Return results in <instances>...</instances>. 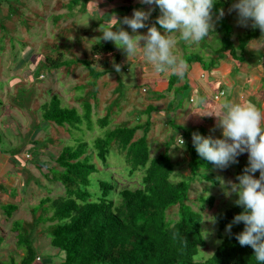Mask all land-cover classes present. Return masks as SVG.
Segmentation results:
<instances>
[{
	"label": "trees",
	"instance_id": "1",
	"mask_svg": "<svg viewBox=\"0 0 264 264\" xmlns=\"http://www.w3.org/2000/svg\"><path fill=\"white\" fill-rule=\"evenodd\" d=\"M234 2L235 0H218L213 9L218 11L223 8L222 18L229 22L232 17L238 18L237 12L232 9ZM24 5L22 2L21 6ZM1 12L5 14L4 18L0 19V29L3 32L12 18L14 20V17H18L23 21L19 10L11 12L8 8L6 11L0 10ZM21 24L24 27L25 23ZM246 25L243 37L236 44L230 40L229 33L222 37L220 47L213 51L217 62L225 58L243 60V51L248 45L261 43L264 35L259 28L252 27L251 21ZM24 48L15 54L16 64L11 66L15 70L14 80L20 84L21 78L17 75L19 68L24 66ZM49 50L54 51V48L47 49L29 69L36 67L44 71L63 68L69 71L72 66L82 65L87 68L90 80L94 81L106 73L103 70L106 62L98 63L94 58L102 51L112 50V47L100 44L92 49L93 59L84 57L75 60H64L61 50L55 55L50 54ZM236 53H240V56ZM183 61L188 64L199 63L206 67L203 58L196 54L184 56ZM209 66H214L212 60ZM178 78L173 76L172 82ZM89 83L91 82H86L82 89H89V86H92ZM47 93L50 91L47 90ZM75 99L81 105V113L74 107H63L62 100L56 94H51L40 106L42 122L68 133L70 129H80L84 121L90 123V99L84 105L80 97ZM108 113L95 121L101 130L108 127L111 117ZM142 129L143 127L137 125L124 124L104 131V134L95 138L91 144L75 139L74 145L67 144L55 151L48 147L49 144L55 143L49 136H45L46 144H36L37 148L32 144L35 151L38 147L47 148V156L50 155L51 160L41 164V178L60 186L63 194L55 199L46 197L40 203V206L44 207L41 213L34 211L35 214L38 213L39 218L36 217L23 231L15 230L18 232L15 244L23 249L19 261L11 259L0 264H257L252 256V249L240 246L234 238V235L243 229V224L233 225L231 233L225 231V225L231 222L235 214L242 211L238 206L226 209L215 217L219 242L207 259L195 261L199 249L204 248L206 244L201 232L202 215L190 205L189 193L193 184L200 181L199 170L215 165L199 157L191 142L186 149L187 174L181 175L182 180L172 179V149L164 144L159 145L154 154L156 156L151 157L147 132L137 137V131ZM184 136L188 139L192 133L183 132L182 137ZM179 144H182V141L179 140ZM112 146H115L116 150L113 151L112 157L122 156L124 165L120 173L127 181L126 185L121 178L118 179L112 172L105 171L109 166L107 162ZM94 158L104 170L98 168ZM136 175L139 176L136 185H130L129 180ZM204 180L208 181V178ZM197 199L202 204H213V198L210 196L202 195ZM16 207L10 205L4 212L10 217L12 209L16 210ZM174 207L177 208L176 219L168 218ZM39 224H45L44 231L50 248L63 253L59 263L45 258L40 260L36 253L33 232ZM15 228H18V223ZM3 239L0 236V246Z\"/></svg>",
	"mask_w": 264,
	"mask_h": 264
},
{
	"label": "rangeland",
	"instance_id": "2",
	"mask_svg": "<svg viewBox=\"0 0 264 264\" xmlns=\"http://www.w3.org/2000/svg\"><path fill=\"white\" fill-rule=\"evenodd\" d=\"M25 1L26 2H24V0H0V10L6 11L8 10V8L11 12L19 10V14H22L23 16V21H21V19H19L18 17H14V20L12 18L7 23L9 24V29L7 28L6 31L4 30L3 32V30L0 29V71L2 72L3 79L7 77V80L4 82L5 85L9 84L11 86H14V84L18 83H16L14 80L15 70L13 69V67L14 64H16L14 56L15 54H17V52H21L25 47L24 53L26 54V56L22 60V62H24L22 65H26L27 68L26 66L20 67L18 70L19 77L21 78L20 81L23 82V85L21 84L19 88L12 87V94L10 93L7 95L8 101L13 102L15 107L19 110V112L14 110L13 113L17 118H19L20 116V122L25 124L23 128H26L28 130L35 128V124L37 123L35 121V118L41 115L40 107L36 108V106L39 105V101L40 103H43L44 100L47 101L51 94H56L62 100L61 105L63 107H74L78 110L79 113H81L82 108L80 103H78L75 98L78 97L79 99L80 97L82 99V105L87 103L90 99L89 107L91 109L92 118L90 123L84 121L83 126L79 127L80 129H70L69 133L63 129H60L57 134L50 132L52 138L55 141V144L51 146L52 150L54 151L60 150L62 146L67 144L69 146L74 145L75 139L91 144L95 138L102 136L104 134V131L112 130L121 125H124L122 123H119L123 119H127L126 121L129 123L127 125L133 126L136 123H134V121H137L138 118H135L133 115L134 113L131 112L128 114L129 118L125 117L123 113H121L123 112V109L121 108L131 109V107L135 105L138 100L143 99L144 97L148 98L151 95L152 81L154 78H159L160 74L154 71V69L152 68L153 66H149L150 62L145 59V70H141L140 66L136 67V65H134L132 62L131 64H129L130 71L128 73H124L120 69L119 71H117L116 67L112 66L110 71L119 74L121 86L120 84L116 85L114 82L116 86L114 89H104L102 92H100V89L98 88L86 90L87 92L82 89V86L88 79V70L83 66L77 68L71 67L69 71L63 68L59 70L46 69L44 71H40L36 67L29 69L30 65L36 64L37 59L41 58L43 56V53L47 52V49L49 48H54V51L49 50V53L55 55V53H58L59 50H61L60 47H64L65 49L61 50L62 54L65 57L64 60H67L70 56H72L69 54V51L71 52V54H73L74 57L78 59H82L84 57H90L93 59L94 57H92L91 55V48L95 45L101 44L102 39H100V35H93L96 29L87 16L89 14L77 13L76 5L79 3V0L72 1L73 7H71V9L74 8V11H76L75 13L60 12L59 5H54L52 3V0ZM217 1L218 0H215V2ZM22 2L25 4L24 7L21 6ZM8 3L10 4L7 5ZM151 7L152 5H147L139 10L148 11ZM134 9L137 8L135 6L130 8L127 16L132 15ZM153 9V12H151L152 15H150L148 19L150 21L147 22V24L155 26L158 30L163 32V30L160 29V26L155 23L156 18L160 15L159 9L156 8V6H154ZM155 11H157L158 13L155 14ZM220 11H223V8L218 11H215L213 8L211 9V23L213 24L212 32H209V34L199 42L187 44L179 38L178 33L170 34L176 40L174 50L178 48L180 51L179 54H183V56H188L190 54L201 56L203 58L204 64L206 65V68H209L210 61H214V59L212 58L215 57L213 51L217 50L220 47L222 37L226 33H229L230 40L236 44L237 41L243 37L245 33L244 31L247 29V25H242L237 17L230 18L229 22L225 21V19L222 18L223 16H219ZM4 16L5 14L1 12L0 19L2 20ZM60 16H62L63 22L58 26L55 21L58 20ZM20 22L25 23L24 27L21 26L22 24ZM117 25L118 26L115 28H120L119 24ZM263 40H260L262 43L260 45H264ZM86 41L89 43V45H87ZM108 43L116 47L113 42L108 41ZM258 43H255V45L253 46L251 44L248 45L243 51V60L241 59L240 61H238L240 65L242 64V66H245L244 68H246V70L252 69L251 65L254 64L252 62H260L261 60H263L264 49L258 48ZM121 51L124 50L121 49ZM236 54L240 56V53ZM105 55L107 56V54ZM119 55L120 58H122V54L119 53ZM126 57L130 58L132 56L129 55ZM108 59H110L111 61L110 55L108 57L100 56L94 58V60L98 63L104 62V60ZM185 64L187 65L188 63ZM39 74L40 76L38 77ZM31 76L32 79H30ZM107 77H110V75H107ZM1 87L2 82L0 84V88ZM142 88L145 89L147 93H142ZM47 90L50 91V93H47ZM101 94H104L107 98V109L106 111H102L99 113L97 110L98 106L103 104V102L99 100V96ZM115 104L120 105V110L117 111L118 113L116 114L118 117L116 116L109 118L108 127L105 130H101L95 124L96 119L103 117L106 112H109L111 115L113 112V106ZM181 106H183V104ZM163 113L164 109H159L157 115L161 116ZM148 114L149 113H146L145 115L140 117V119H146ZM168 114L172 116L171 111L168 112ZM149 117L151 118V120H153L152 115ZM4 121L12 122L13 129H15V122H17L18 119L16 120L13 116H11ZM183 129H179L181 133L184 132ZM3 130L4 132H2V137L0 139V147L7 149L9 135H7L5 132V124L3 126ZM161 131H164L163 135L162 133H159ZM194 132H198L202 136L204 135L200 130H194ZM46 136H48L47 133ZM162 136L165 139L164 142L166 147H170V149L173 150L170 153L174 172L171 178L177 181L182 180V176H185L188 171L186 166L188 156L186 154V149L188 148V144L190 142L185 136L183 138L180 137L181 135L177 132V130H174L170 127H167V129L163 130L162 127L159 126L157 130H151L147 134L151 157L156 156L154 154L158 151L157 146L160 145L161 142L159 141V139ZM45 138L46 137H44L43 139ZM180 138H182L183 144H179L178 141ZM44 141L45 140H43V142ZM44 144H46V142H44ZM113 151H116L115 146H112L110 158L107 162L109 166L105 171L112 172L114 177L118 179L121 178L122 182L126 185L125 182L127 181L121 176V170L124 165L122 156L119 155L118 157H112ZM178 152H185L186 154L185 155L184 153H182V155H184L185 157H183V161L181 163L180 161L182 160V158L176 156ZM241 156H247V153L241 154ZM36 159V156L32 154V160L34 161ZM50 160L51 157L49 155L47 163L50 162ZM93 160L98 165L99 169L104 170V168L100 164H98L95 158ZM243 168V166L237 165V163H230L225 168L210 166L209 168L199 170L200 176H198V178L200 181L198 182V184H193V187H191L190 189L189 197L191 199L190 205L192 206L193 210L198 211L202 215L201 232L203 238L205 239L206 246L199 249L198 254L195 257V261H202L207 259L213 253L216 245L218 244V226L215 217L226 209H231L232 207L236 206L234 204L236 196L235 194H227V186L229 182L233 183L232 178L235 180V177L242 173ZM255 175H258V172ZM138 178L139 176L136 175L133 179L129 180L130 185H136ZM205 178H208V181H205ZM21 180L22 179L19 178V182L22 183L23 186H26L25 183L21 182ZM52 185L55 186V184ZM52 188L53 187L48 188V190H45L44 193H41L40 191L39 192L41 194H44V198H46L49 196V193L51 194ZM62 194L63 189L60 186L59 188L57 186L50 198H57ZM202 195L207 197L210 196L213 198L212 206L202 204L198 201L197 197ZM30 199H32L33 201H31ZM40 199L41 198H39L38 193H36V195H34L33 197H29L28 203L26 205H22L21 207L24 216L29 215V210L31 208H35V210L37 208L40 209V206L38 205ZM13 203L18 207L17 203ZM176 211L177 208L174 207L169 212L168 218L176 219ZM11 212L14 214L15 210L12 209ZM17 221L18 225L22 226L23 222L20 221V218H18ZM15 230H18V228H15ZM223 233L225 234V231ZM16 236H18L17 233H11L10 231H7L5 240L0 246V262L6 263L11 259H14L16 262H18L20 257L23 255V249L17 247L15 244L17 239ZM35 249L40 260L45 258L46 260H52L54 263H59L60 261H62L63 253L59 252L58 250H56L55 252L52 248H50L48 238L44 233H41L37 236V240H35Z\"/></svg>",
	"mask_w": 264,
	"mask_h": 264
},
{
	"label": "crops",
	"instance_id": "3",
	"mask_svg": "<svg viewBox=\"0 0 264 264\" xmlns=\"http://www.w3.org/2000/svg\"><path fill=\"white\" fill-rule=\"evenodd\" d=\"M72 1L73 0H52V3L54 5H59L60 12L75 13L77 11L78 14L88 13L89 15L87 16L96 29L93 34L95 36H101L99 30H103V28L111 25H115V30V27L118 26L116 24H119L120 28L123 30L128 31L130 35H134L127 25L121 24L119 21L128 15L130 8L135 6L137 9H141L144 6H147L146 4L141 3V0H79V3L76 5L77 9L74 11V8L71 9V7H73ZM154 6L155 5H152L150 8L151 12H153ZM155 12V14L158 13L157 11ZM127 17H131V15ZM149 21L150 20L146 21V25L151 27L150 24H147ZM55 22L59 26V24L63 22L62 16H60V18ZM138 32L141 34L146 33L147 27L139 29ZM161 33L163 34V32ZM86 43L89 45L87 41ZM258 44V48H261L260 44L262 43ZM101 45H110L112 50L102 51L98 57H108L110 55L111 61L110 59L104 60V62H106L103 68L106 72L104 75L94 81H91L88 77L86 82H91L89 84L92 86H89L90 88L87 90L98 88L100 89V92H102L104 89H114L116 87L115 84H120L121 86L119 74L115 71V73L110 71L112 66L116 67V65H119V69L121 71L128 73L130 71L129 64L133 62L136 67L140 66L141 70H145L144 64L146 60L141 53H137L135 56L129 58L126 57V53L124 51L114 47L112 44L108 43V41L102 39ZM251 45L253 46L255 43ZM95 46L91 48V52ZM172 52L178 59H184L183 54H179L180 51L178 48L174 50L173 47ZM119 53L122 54V58H120ZM69 54L72 55L69 57L70 60L78 59L74 57L70 51ZM105 54H107V56ZM212 59H214V66H209V68H206L199 63L187 64V71L184 78H178L173 82L171 78L174 75H170L169 73H158L160 74V77L153 79L151 95L148 98L144 97L143 99L138 100V102L133 105L131 109L121 108L123 109V112L121 113H123L125 117H128L130 112L134 113V117L138 118L137 121H134V123L136 122L134 125L143 127L142 130L137 131V137H141L145 132L148 134L151 130L155 131L160 126L163 130L167 129V127L177 130V132L181 135L180 137H182V133L179 129L184 128V132H190L193 134L194 130H200L205 136L218 138L221 135V130L216 126V117L214 115H210L209 113L215 112L218 105L224 101L240 103L243 105H254L261 112H264V57L260 62H252L254 64L251 65L252 69L250 70H246V68H244L245 66H242V64L240 65L238 61H234L231 58H225L218 62L214 57ZM149 66L152 67L151 63ZM107 75H110V77H107ZM18 76L19 75H17V77ZM6 80L7 77L3 79L2 72L0 71V84L2 82V87L0 88V139L2 137V132H4V124L5 132L10 137H8V148L6 149L0 147V236L4 238L3 241L5 240L7 231L18 234L19 230L23 231L24 227H27L30 223L34 222L36 217L39 218L37 214L41 213L44 208L40 206V203L45 199L44 194L41 193H44L47 187H53L51 194H48V197H50L52 196L54 189L57 188V186H53L51 183L41 178V164L47 163L48 161L46 152L47 148L45 149L43 147L44 149H42V147H38V150L35 151L32 144H35V147L37 148L36 144L43 142V138L46 136V133L50 138H52L50 132L57 134L61 129L52 124H44L41 120V115L37 117L38 119L35 118V121L37 122L35 124V128L31 130L23 128L25 124L20 122V116L17 118L13 113L14 110L17 112H19V110L15 107L13 102L8 101L7 99V95L10 93L12 94V87L19 88L21 84L19 82L14 84V86L9 84L5 85L4 82ZM220 91H223V95L217 100H214L213 97ZM141 92L147 93V91L143 88L141 89ZM106 99L107 98L104 94L99 96V100L103 102V104L98 106L97 110L99 113L106 111ZM38 104L39 105L36 106V108L41 106L40 101ZM182 104L183 106H181ZM119 106V104H115L113 106V112L110 118L117 116V111L120 110ZM159 109H164V113L161 116L157 115ZM170 111L172 112V116L168 114ZM146 113H149L147 118L140 119V117ZM151 115L153 120L149 117ZM11 116H13L16 120L18 119V121L15 122V129H13L12 122L4 121ZM126 120L127 119H123L119 123L126 125L129 124ZM159 133H162L163 135L164 131ZM191 137L192 136L187 139L190 143L192 142ZM182 138L179 140L181 141ZM159 141L161 142L160 145H165V139L163 136L159 139ZM51 146L52 145L50 144L48 145L50 149H52ZM182 153L185 154V152H178L176 156H179L180 158L185 157ZM32 154L37 157L34 161L32 160ZM237 161V165L245 167L247 164V156L240 155L237 158ZM256 176L258 177L259 173ZM19 178L22 179L21 182L25 183L26 186H23V184L19 182ZM232 181L234 183L236 181V177L235 180L232 178ZM36 193H38L39 198H41L38 202L40 209L37 208L35 210V208H31L29 210V215L24 216L21 209L22 205H26L29 197H33ZM30 200L33 201L32 199ZM13 202L17 203L18 207L15 210V213H12L13 215L8 217L4 210H8L10 205L16 206ZM34 211L38 213L35 214ZM18 218H20V221L23 222V224L22 226L18 225V232H16L14 228L16 223H18ZM44 225L45 224H39L35 228L33 232L35 240H37V236L39 234H45Z\"/></svg>",
	"mask_w": 264,
	"mask_h": 264
},
{
	"label": "clouds",
	"instance_id": "4",
	"mask_svg": "<svg viewBox=\"0 0 264 264\" xmlns=\"http://www.w3.org/2000/svg\"><path fill=\"white\" fill-rule=\"evenodd\" d=\"M141 3L159 9L155 23L163 34L157 27L146 25L151 9H134L131 17L125 16L119 21L134 35L122 28L114 30L115 25H111L99 30L100 39L113 42L126 56L141 53L156 73H169L183 79L187 65L173 55L176 40L170 34L178 33L187 44L205 38L213 29L211 9L215 0H141ZM232 9L237 12L242 25L251 21L252 27L259 28L264 35V0H235ZM223 14V11L219 12L220 17ZM146 27V33L138 32ZM116 70L119 71V65ZM209 114L216 117L221 135L213 138L194 132L191 137L193 147L199 157L220 168L238 162L237 158L247 153V164L242 173L235 183L229 182L227 186V194H235L234 204L242 211L225 225V231L231 233L233 225L242 223L243 229L234 235L235 240L240 246L252 249L257 264H264V112L254 105L224 101Z\"/></svg>",
	"mask_w": 264,
	"mask_h": 264
},
{
	"label": "built area",
	"instance_id": "5",
	"mask_svg": "<svg viewBox=\"0 0 264 264\" xmlns=\"http://www.w3.org/2000/svg\"><path fill=\"white\" fill-rule=\"evenodd\" d=\"M223 95V91H220V92H218V94L217 95H215L214 97H213V99L214 100H217L220 96H222Z\"/></svg>",
	"mask_w": 264,
	"mask_h": 264
}]
</instances>
